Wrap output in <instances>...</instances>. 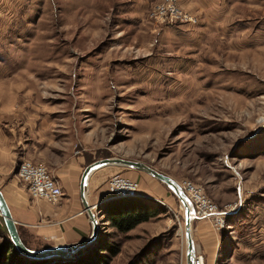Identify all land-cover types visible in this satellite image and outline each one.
<instances>
[{"label": "rangeland", "instance_id": "obj_1", "mask_svg": "<svg viewBox=\"0 0 264 264\" xmlns=\"http://www.w3.org/2000/svg\"><path fill=\"white\" fill-rule=\"evenodd\" d=\"M198 2L200 12L181 6L195 22L180 23L149 17L150 7L140 19L118 18L113 0H0L1 190L21 185L26 159L52 176L51 166L73 158L84 167L129 159L231 206L217 232L264 223V0ZM97 171L106 184L119 175L144 185L142 198L165 209L125 236L101 218L124 243L109 264H126L148 240L153 264H185L172 192L125 166ZM21 234L28 247L44 246Z\"/></svg>", "mask_w": 264, "mask_h": 264}, {"label": "crops", "instance_id": "obj_2", "mask_svg": "<svg viewBox=\"0 0 264 264\" xmlns=\"http://www.w3.org/2000/svg\"><path fill=\"white\" fill-rule=\"evenodd\" d=\"M152 1L113 0L114 15L118 18L140 19L141 16H145ZM198 1L177 0L180 6L187 7L189 5L200 12L203 3ZM83 165L82 159L73 158L62 168L51 166L53 176L63 193L56 204L32 198L25 185H18L13 181L2 187V192L20 234L23 230L28 237L44 244L42 247L53 245L56 241L65 244L77 243L90 235L91 223L88 214L84 211L79 193V180L82 173L80 169L84 167ZM97 170L90 175L86 186V199L93 207L104 200H109L105 182L107 175ZM134 172L131 171V176L138 177L137 172L139 171ZM0 174L5 176L4 172H0ZM142 180L146 181L147 179ZM137 193L139 196L135 197L150 195L144 190V185L137 189ZM96 216L100 223V219L103 217H99L97 213ZM147 222L149 220L138 223L124 235H130ZM223 233L224 239L222 238ZM223 233L207 226L200 219L191 222L194 251L202 255L204 264H207L208 261L210 264H229L230 260H232V264H264V223L257 225L253 223L240 227V229L227 223ZM245 236L247 241L244 239ZM231 238L234 240L233 243L230 242ZM123 248L124 243L113 259L120 255Z\"/></svg>", "mask_w": 264, "mask_h": 264}, {"label": "trees", "instance_id": "obj_3", "mask_svg": "<svg viewBox=\"0 0 264 264\" xmlns=\"http://www.w3.org/2000/svg\"><path fill=\"white\" fill-rule=\"evenodd\" d=\"M95 211L99 217H103V221L114 232L124 234L138 223L157 216L165 209L162 205L150 199L130 196L104 200L96 207ZM227 223L231 224V222ZM102 228L100 221L96 241L92 245L79 250L73 257L30 259L21 256L16 251L0 217V264H109L111 259L119 252L120 242L113 240L110 234L104 233ZM19 235L26 244L20 232ZM151 241L148 240L137 252L133 253L126 264H153L154 260L151 259L150 254L154 243H151Z\"/></svg>", "mask_w": 264, "mask_h": 264}, {"label": "built area", "instance_id": "obj_4", "mask_svg": "<svg viewBox=\"0 0 264 264\" xmlns=\"http://www.w3.org/2000/svg\"><path fill=\"white\" fill-rule=\"evenodd\" d=\"M148 16L159 22L194 23L195 18L188 11L181 8L177 0H161L153 4ZM18 182L27 187L30 196L56 204L62 197V189L57 180L49 173L47 167L40 162L22 160L16 172ZM181 190L190 201L192 216L205 219L214 230H219L224 224L225 217L232 207H218L199 187L183 180L179 184ZM139 196L137 184L119 175H112L107 180V199ZM200 253H195L193 264H204Z\"/></svg>", "mask_w": 264, "mask_h": 264}, {"label": "water", "instance_id": "obj_5", "mask_svg": "<svg viewBox=\"0 0 264 264\" xmlns=\"http://www.w3.org/2000/svg\"><path fill=\"white\" fill-rule=\"evenodd\" d=\"M117 164L132 168L141 172L148 174L149 176L155 178L157 181L164 184L172 194L178 199L183 212V235L185 242L184 249V259L185 264H193L195 251L193 246V241L191 237V205L187 197L183 194L182 190L179 188L178 184L168 177L165 174H162L151 167L139 162L129 159L121 158H103L97 161H94L84 167L79 180V193L81 202L84 208V211L88 214L90 223H91V233L85 239L77 243H61L56 241L55 244L49 245L42 248H30L28 247L21 239L16 221L13 219L8 203L4 197V194L0 188V216L3 221V225L7 231L8 237L13 244L16 251L23 257L30 259H46L51 257H60V258H70L75 255L79 250H82L90 245H92L99 233L100 223L97 220L96 211L93 208H96L99 204L90 205L86 199V186L90 175L98 168L110 165ZM138 194V193H137Z\"/></svg>", "mask_w": 264, "mask_h": 264}, {"label": "bare ground", "instance_id": "obj_6", "mask_svg": "<svg viewBox=\"0 0 264 264\" xmlns=\"http://www.w3.org/2000/svg\"><path fill=\"white\" fill-rule=\"evenodd\" d=\"M261 122H264V119H261ZM179 186V185H178ZM180 188V187H179ZM184 194V193H183ZM185 195V194H184ZM47 203V202H46ZM189 203H190V201H189ZM190 205H191V203H190ZM192 207V206H191ZM193 220H191V222H192ZM203 257L201 256V259H202Z\"/></svg>", "mask_w": 264, "mask_h": 264}]
</instances>
